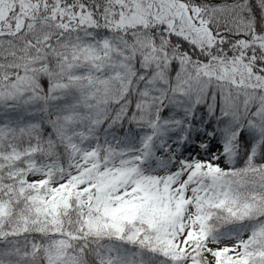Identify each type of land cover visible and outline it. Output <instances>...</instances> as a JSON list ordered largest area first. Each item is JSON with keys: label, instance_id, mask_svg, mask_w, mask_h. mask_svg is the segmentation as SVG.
I'll use <instances>...</instances> for the list:
<instances>
[{"label": "snow or ice", "instance_id": "1", "mask_svg": "<svg viewBox=\"0 0 264 264\" xmlns=\"http://www.w3.org/2000/svg\"><path fill=\"white\" fill-rule=\"evenodd\" d=\"M0 264H264V0H0Z\"/></svg>", "mask_w": 264, "mask_h": 264}]
</instances>
